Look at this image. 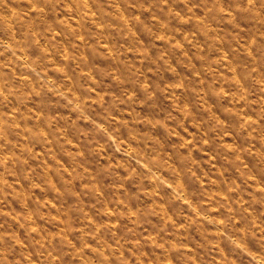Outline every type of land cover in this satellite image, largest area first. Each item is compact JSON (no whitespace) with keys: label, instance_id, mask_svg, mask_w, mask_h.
I'll return each instance as SVG.
<instances>
[{"label":"rangeland","instance_id":"rangeland-1","mask_svg":"<svg viewBox=\"0 0 264 264\" xmlns=\"http://www.w3.org/2000/svg\"><path fill=\"white\" fill-rule=\"evenodd\" d=\"M73 2L78 9L83 8L80 11L83 26L78 27L81 21L71 8L65 9L68 15L55 14L60 16L56 22L59 27L50 36L55 35L53 43L62 49L59 56L62 63L49 58L47 63L52 65L48 70L49 78L65 77L71 65L77 77L84 78L78 79L79 90L64 89L63 82L57 83V87L70 99L79 100L81 109L93 112L98 123L111 121L110 134L113 139H119L127 155L115 152L114 147L109 146L108 137L97 135L88 119H81L80 112L63 97H56V103L48 102L45 106L40 90L29 84L28 99L24 104L16 108L11 104L0 105V121H6L14 133L25 129L22 134L0 139V145L9 142V146L16 148L14 155L0 148V189H5L0 192V201H3L0 203V231L7 229L9 235L14 234L22 241L27 232L35 235L44 228L53 240H63L64 247L75 249L69 253L73 264H84L79 257L80 241L74 236H79L85 223L96 224L88 211L89 208L97 210L96 196L112 192L121 211L114 212L115 204L111 203H105L98 210L107 226L117 230L115 235L120 234L122 222H129L128 217L134 222L145 209L144 215L151 224L159 219L166 227L171 226L170 231H161L159 237L155 233L148 236L152 230L148 224L140 226L145 239L150 241L142 250L144 256H148L153 248V254L157 256L170 248L167 264H185V259L188 264H200V261L226 264L224 258L227 264H241L242 257L233 246L220 239V230L228 224V219L220 213L239 208L240 213L235 214L232 223L242 233L249 224L264 228V178L260 175L264 173V138L254 141L251 153L245 150L235 160L227 156L218 158L216 153L220 149L212 144H204L201 148L199 144L189 143L201 131L199 121L202 117L214 116L225 123L232 120L235 121V135H226L220 146L223 152L231 154L239 145H245L246 149V141L254 139L246 130L248 123L264 121V87L251 92L245 88L247 100H240L235 107L227 95L223 102L218 100L225 89H221L216 80L228 81L232 76L231 69L219 66L221 62L227 65L234 57L212 50L214 43L219 41L211 37L210 32L218 30L230 35L232 41L240 40V36L231 31L232 21L226 19L218 29L216 24L207 29L201 26L204 12L200 11L196 17H186L182 0H117L123 16L117 17L104 8L105 14L112 18L101 25L96 22L95 11L104 7L105 0H87V7L82 6L80 0ZM218 2L224 6L229 0ZM7 4V13L0 14V34L13 27L5 21V16L18 18L19 23L24 24L29 8L33 15L38 11L31 0H7ZM61 20L66 23L60 24ZM47 22L49 28L53 27L50 21ZM31 26V23L27 24L28 28ZM60 27H66L70 35L60 36ZM77 32L93 33V38L87 40V48L83 47L86 36L76 35ZM100 33L103 35L97 39L96 35ZM243 39L248 40L247 35ZM205 41H208L207 48ZM232 41L226 39L223 43L231 44ZM37 43L43 44V41ZM249 43L254 44V38ZM78 46L79 52L76 51ZM241 47L247 45L241 41ZM231 51L235 52L236 48L233 46ZM47 52L45 47H34L29 50V59L39 61ZM247 54L251 56L254 52L249 48ZM79 61L87 67L80 66ZM10 70L0 57V71L7 73ZM14 74L21 82L30 79L18 72ZM213 84H216L214 91ZM132 88L137 90L134 92ZM125 94L136 103L131 106L124 103ZM218 103H223V111H217ZM169 113L171 118L165 120ZM14 119L18 122L12 125ZM172 129L178 135L169 136ZM177 149L182 158L191 157L195 171L194 175L184 178L181 186L191 194L189 203L198 202L200 207L207 209V219L187 210L177 211L173 216L163 202V194L153 199L148 188L137 193L140 185L133 180L140 169L134 161L129 167L131 156L140 153L142 158L159 163L168 175L175 167L170 157ZM14 158L21 161L19 169L11 164ZM226 162L241 167L233 166L229 172L228 168L222 167ZM35 174L39 175L34 179ZM201 176L202 180L199 179ZM230 176L237 188L247 179L248 187L242 197L237 188L228 186ZM121 179V183L113 182ZM167 192L171 193V189ZM184 207L187 209L188 205ZM37 208L40 210L38 217L33 215L29 219V213ZM81 209L87 215V221L76 219ZM124 209H127V216ZM88 237L95 241V233H88ZM138 243L133 241L132 245L126 246L127 255L135 257L136 264H144L140 254L132 252V246ZM255 247L256 234L253 233L248 248ZM88 250L93 256L98 255L94 243L88 245ZM112 250H115L114 245ZM124 256L125 253H120L116 257L118 264L121 261L130 264ZM102 258L107 259L106 256Z\"/></svg>","mask_w":264,"mask_h":264},{"label":"clouds","instance_id":"clouds-1","mask_svg":"<svg viewBox=\"0 0 264 264\" xmlns=\"http://www.w3.org/2000/svg\"><path fill=\"white\" fill-rule=\"evenodd\" d=\"M182 2V11L186 17H196L200 14V11L204 12L201 19L202 27L211 29L212 25L216 24L218 29L228 19L232 21L231 31L235 32L241 38L240 40L232 41V37L227 33L222 34L218 30H211L210 32L211 37L218 38L219 41L214 43L212 50L214 52H223L226 55L234 57L227 65L221 62L219 66L221 68L228 67L231 69L232 76L228 81L216 80L220 88L225 89L224 92L219 94L218 100L223 102L227 95V98L233 102L232 107H235L240 100H247V94L244 91L245 88L251 92L253 89L258 90V87H264V71L261 70L264 69V0H229L224 6H221L218 0H182ZM31 3L38 11L33 15L32 9L29 8L24 24H20L18 18L5 16V21L13 25V27L3 32V34H0V57L3 58L4 65L9 66L12 70L7 73L0 71V105L11 104L16 108L20 104H24L28 99V85L34 84L40 90L41 100L45 102V106H47L48 102L56 103V97H63L64 101L80 112L81 119H88L93 125V131L97 135L108 137V140L111 141L109 146L114 147L115 152H123L127 155L125 150L121 148L119 139H113V136L110 134L112 127L111 121L98 123L93 112L87 108L81 109V102L79 100L70 99L64 90L57 87V83L63 82L64 89L73 88L74 91L79 90L78 79L84 78L77 77L71 65L68 66V72L65 77H56L55 80H50L49 78L48 70L52 67L51 64L47 63L49 58L58 63H62L59 60L62 49H60L58 44L53 43L55 35L50 36V33H56V28L59 27L56 22L60 19V16L68 15L65 12L66 8H71L76 13L77 18L81 21L78 27H82L84 18L80 16V11L83 8L78 9L73 0H31ZM80 3L82 6L87 7V0H80ZM92 7H95V5ZM104 8H108L110 12H114L117 17L123 16L124 14L119 10L117 0H105L104 7L96 8L95 19L97 24H106L112 18L110 15L105 14ZM7 10V0H0V14L7 13ZM88 10L91 11V8ZM56 13H59L60 16L55 15ZM70 19L71 16L69 15ZM47 21H50L53 27L49 28ZM28 23L32 25L30 28L27 27ZM64 23L66 22L60 21V24ZM58 34L60 36L70 35L66 27H60ZM81 34L86 36L83 47L87 48V40L93 38V33H76V35ZM102 35V33L97 34L96 38L99 39ZM244 35H247L248 40L243 39ZM253 38L255 43H249ZM226 39L232 41V43H223ZM38 40L43 41V44H38ZM241 41L247 47H241ZM69 44H71V41H69ZM207 44L208 41H205L206 48ZM233 46L236 48L235 52L231 51ZM34 47H45L48 49V52L42 54L39 61L36 62L29 59V50ZM249 48L254 52L251 56L247 54ZM79 50L80 47L78 46L76 51L79 52ZM206 54L207 52H205ZM78 63L82 67H87L83 61H79ZM15 72H18L21 76L27 75L30 79L27 82H21L16 78ZM69 77L71 78L70 81L68 79ZM215 88L216 84H213L212 90L214 91ZM136 90V88H132V91L135 92ZM233 93H236V95H233ZM124 103L131 106L136 103V100L127 99L125 94ZM217 111H223V103L217 104ZM169 118H171L170 113L165 117V120ZM258 119L260 118L258 117ZM17 122L14 119L11 121V124L15 125ZM233 123L235 121L232 120H228L227 123L218 121L214 116L202 117L199 121L201 131L189 143L199 144L201 148H203L204 144H212L214 147L220 149L216 153L218 158L227 156L235 160L245 150L251 153L255 147L254 141L264 138V121L259 124L249 122L246 130L254 139L246 141V149L245 145L242 144L237 146L233 153L229 154L223 152L220 146L223 145L226 135H235L233 133ZM177 124L181 127L183 126L180 121H177ZM34 127L37 126L34 125ZM24 131L25 129L21 128L20 133H14V130L11 129L6 121H0V139L6 140L7 136L22 134ZM51 134L50 131L49 135ZM168 134L169 136L178 135L175 129L170 130ZM28 140L29 143L32 142V134L30 132L28 133ZM92 147H95V145ZM0 148L7 150L9 153H13V155L15 154L16 148L14 145L9 146V142L0 145ZM151 154L153 153H149V155ZM92 159L95 160V156ZM161 159L165 158L161 157ZM170 159L175 167L170 170L168 175H165L164 168L159 163H153L150 159L142 158L140 153L131 156L129 167H132L131 161H134L140 169V172L136 174V178L133 180V183L140 185L137 193L144 188H148L150 189L149 194L153 199L163 194L165 197L163 202L168 205L173 216L177 214V211L183 213L187 210L195 216L207 219L209 215L207 209L200 207L198 202L196 204L189 203L192 199L191 194L185 192L181 186L187 175L195 174L191 157L182 158L178 154L177 149L172 153ZM11 164L16 165L17 169H19L21 161L19 158H14ZM233 166L241 167L240 165H229L227 162L222 167L228 168V171L231 172ZM38 175L35 174L34 179ZM260 175L264 178V173H260ZM199 179L202 180L203 177L201 176ZM143 180H149L150 182L145 184L142 183ZM113 182L121 183L123 180H114ZM227 183L229 187L237 188L231 176L228 177ZM247 187V179H244L243 183L237 188L238 194L241 197L247 190ZM169 188L171 189V193L167 192ZM2 191H5V189H0V192ZM88 195L91 196L92 194L89 193ZM95 199L99 202L97 210L89 208L88 211L96 219V224L85 223L84 230L79 236H74L75 239L80 241L79 257L84 261V264H118L116 257L120 253H125L124 259L129 261L130 264H136L135 257L127 255L128 247L126 246L132 245L133 241L139 243L132 246V252L140 254L139 258L144 261V264H167L170 248H166L159 256L153 254L155 253V248L152 249V252L148 256L142 254L144 246L150 241L145 239L144 231L141 230L140 226L148 224L151 227L152 230L148 232L149 237H152L153 233L159 237L161 231H170L171 226L166 227L163 221L159 219L154 225L151 224L150 220L144 215L145 209L140 212L134 222L131 217H128L129 222H122V227L118 230L120 234L115 235L114 232L117 230L107 226L105 220L100 217L98 210L99 208H103L105 203H111L115 204L113 211L119 213L121 208L116 203L117 198L115 193L105 192L103 196H96ZM123 199H128V197H123ZM2 202L0 201V203ZM185 204L188 205L187 209L184 207ZM39 211V208H37L29 213V219L33 215L38 217ZM124 212L127 216V209H124ZM236 213H240L239 208H234L231 212L220 213V215L228 219V224L220 230L222 231L220 239L226 240L233 246V250L237 251V254L242 257L241 264H264V228L249 224L245 232H240L237 230L236 225L232 223ZM76 219L78 221H87L88 217L81 209V214ZM117 219H119V216H117ZM97 225L100 226L99 231H97ZM88 233H95V241L89 239ZM253 233L256 234V247L250 250L248 244ZM161 239L164 238L161 237ZM90 243L95 244L98 255L93 256L92 252L88 250ZM112 245L115 246V250H112ZM72 251H75V249L64 247L63 240H53L49 237L44 228H40L35 235L27 232L22 241L14 234L9 235L7 229L0 231V264H73L71 256L69 255ZM104 256L107 259H103L102 257ZM224 259L227 264L226 258ZM120 264H123V261ZM185 264H188L187 259H185ZM200 264H203V261H200Z\"/></svg>","mask_w":264,"mask_h":264}]
</instances>
